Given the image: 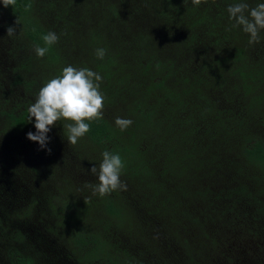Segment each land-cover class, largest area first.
I'll return each mask as SVG.
<instances>
[{"label": "trees", "instance_id": "trees-1", "mask_svg": "<svg viewBox=\"0 0 264 264\" xmlns=\"http://www.w3.org/2000/svg\"><path fill=\"white\" fill-rule=\"evenodd\" d=\"M238 2L0 0V264H264V30L231 27ZM68 65L101 75L103 118L74 145L57 121L49 153L28 108ZM106 150L127 190L101 197Z\"/></svg>", "mask_w": 264, "mask_h": 264}, {"label": "clouds", "instance_id": "clouds-1", "mask_svg": "<svg viewBox=\"0 0 264 264\" xmlns=\"http://www.w3.org/2000/svg\"><path fill=\"white\" fill-rule=\"evenodd\" d=\"M202 0H192L194 5L201 4ZM206 2V0H204ZM16 0H3L4 7L14 6ZM229 19L233 20L232 28L242 27L243 31L250 34L249 44L258 43L259 33L264 30V3H259L255 7L240 0V2L229 5L227 9ZM16 24H20L17 19ZM231 30V28L227 29ZM9 37L16 34L14 26L7 29ZM45 47L35 46V52L43 57L48 46L58 42L59 36L49 31L42 37ZM99 59H103L106 50L99 48L96 50ZM102 77L97 72L89 68H76L68 65L62 69V74L51 78L39 90L38 96L33 104L28 108L31 121L35 118V132L29 131L26 135L31 141L37 142L42 149H51L47 147L50 137L48 133L56 122L64 119L72 121L66 125L68 129V142L76 144L78 138L83 137L90 131V124L85 121L99 120L103 118V108L105 96L100 91V82ZM131 119L117 117L115 124L124 131L132 124ZM103 160L99 165V171L94 165L90 173L98 176L99 183L92 187V194L97 193L103 197L115 190H127V185L121 181L120 176L124 163L121 156L109 151L102 153ZM85 203L87 201L85 200Z\"/></svg>", "mask_w": 264, "mask_h": 264}]
</instances>
